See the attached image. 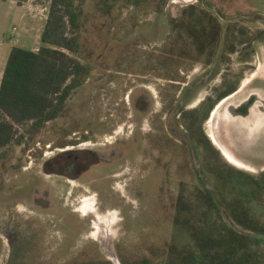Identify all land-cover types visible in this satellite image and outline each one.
Instances as JSON below:
<instances>
[{
	"label": "rangeland",
	"instance_id": "rangeland-1",
	"mask_svg": "<svg viewBox=\"0 0 264 264\" xmlns=\"http://www.w3.org/2000/svg\"><path fill=\"white\" fill-rule=\"evenodd\" d=\"M7 1L10 17L3 22H8L10 37L0 43V70L13 43L39 50L51 4V0ZM136 1L111 0V9L101 0L76 2L83 10L77 31L84 41L81 62L87 68L82 84L71 93L58 118L34 136L28 133L31 123L18 126L16 139L0 149V264H123L107 259L113 252L128 259L153 258L151 249L162 254L171 244L192 245L187 224L175 226L179 197L194 204L200 191L208 189L219 197V181L205 165L204 149L190 142L185 128L182 139L172 133L176 118L165 111L166 103H174L181 95L183 85L177 79L193 82L207 70L218 73L199 99L222 88L223 82L264 78V39H253L264 32V0H204L213 12L230 19L221 21L224 27L235 28L236 37L237 52L230 56L223 51L224 30L209 67L205 56L199 61L179 56L184 52V38L176 44H180L176 53L170 54L176 37L171 20L203 0H168L162 11L157 9L159 0L141 5ZM68 34H73L70 29ZM252 86L235 101L249 96ZM136 95L153 97V110L158 111L154 116L163 112L161 121L169 138L164 151L152 148L151 152L147 134L153 127L152 115L136 108ZM197 98L186 102L188 108L197 104ZM69 140L79 144H63ZM70 148L121 153L80 179L44 171L47 160ZM257 152L242 154L253 162L264 161V146ZM229 164L221 157L216 167L231 172ZM233 167L256 178L264 174V167ZM197 169L203 172V180H198ZM247 207L264 226V191L260 200L249 201ZM182 212L181 221L186 222L191 214ZM222 212L225 222L230 221L228 211L223 208ZM72 220L80 227L87 222V230L73 237ZM81 253L86 254L84 260L79 258Z\"/></svg>",
	"mask_w": 264,
	"mask_h": 264
},
{
	"label": "trees",
	"instance_id": "trees-1",
	"mask_svg": "<svg viewBox=\"0 0 264 264\" xmlns=\"http://www.w3.org/2000/svg\"><path fill=\"white\" fill-rule=\"evenodd\" d=\"M77 1L80 0H51L41 36L42 46L38 51L12 47L0 86V149L16 139L18 126L31 123L28 133L34 136L48 122L58 118L65 110L71 93L82 84L87 68L81 62L84 41L77 31L82 27L83 10ZM167 1L159 0L158 11L163 10ZM101 2L111 9V0ZM136 2L141 5L146 0ZM171 25L173 36H176L171 44L172 56L176 53L175 47L180 48V44H176L184 38V52L179 56L196 60L206 55L208 62H212L224 30L225 46L235 48V28L231 25L224 27L220 15L213 12L210 5H188L179 18L171 20ZM69 29L73 33L71 36ZM240 31L244 33V29ZM253 39H264V32H258ZM253 39L249 40L250 45ZM217 168L219 197L213 196L208 189L200 191L197 203L183 202L182 196L177 201L179 216L174 220L175 226L187 224L192 245L180 247L171 244L168 251L166 248L161 251L162 254L151 249L153 258L128 259L121 254V262L264 264L260 249L264 226L247 207L249 201L260 200L264 191V174L256 178L234 167L231 172ZM223 208L229 213L228 222L224 220ZM182 211L191 214L186 222L181 221ZM218 222L223 224L216 228Z\"/></svg>",
	"mask_w": 264,
	"mask_h": 264
},
{
	"label": "flooded vegetation",
	"instance_id": "flooded-vegetation-1",
	"mask_svg": "<svg viewBox=\"0 0 264 264\" xmlns=\"http://www.w3.org/2000/svg\"><path fill=\"white\" fill-rule=\"evenodd\" d=\"M200 3L204 6V3H206L205 7L209 5V3L206 1L204 2V0ZM222 19H226L230 22L228 18L223 17ZM221 43L222 39L217 54L221 47ZM223 47L224 53H228L230 56L237 52L232 46L226 47L224 44ZM204 56L206 57V55ZM200 59L201 57L196 60L199 61ZM213 63L214 60L208 62L206 57L205 65L207 67L211 66ZM217 73L216 70H207L199 78L189 83L184 79H177V82L183 85L181 95L174 103L169 104V100H167L165 108L167 113L170 112V114L176 118L172 120V125L174 126L171 125L170 130L176 137L182 139L185 136L182 128H185L187 132L186 135L189 137L190 142L204 149L205 165L215 177L218 176L215 171L217 168V160L225 156L222 148L216 145L214 138L222 144L229 154L234 156L246 167H264V161L253 162L247 160L242 154L243 152L258 153L257 148L264 146V78L248 79V83H246L244 79L240 82H223L224 86L220 89H213V94L204 96L203 98L201 97L200 99L197 98L201 95L204 86L210 84ZM251 86L253 91L249 96L241 101H235L239 93H242L245 88L247 89ZM194 98H197V104L194 105L193 108H188L189 106H187L186 102ZM134 102L139 111L142 113L149 112V114L152 115L151 122L153 127L150 128L147 134L151 152L155 149L164 151L169 138L165 131V124L163 120L161 121L163 112H159L160 115L157 114L160 118L154 116V112L158 113V111L153 110L154 99L151 95H136L134 96ZM168 115L169 114L165 115V119ZM137 135L138 133L134 136L136 137ZM77 141L78 140H69L63 144H72L76 146V144H79ZM183 142L185 141L183 140ZM119 153H121V151L115 150V152L107 154L93 148L64 149L46 161L44 171H48V174L52 176L80 179L87 174L92 167L102 164L103 162H111L115 155L117 156ZM226 161L230 163V166H228L233 169L235 164L229 162L227 159ZM196 174L198 180H203V172L200 169H197ZM66 210L70 212L71 209L66 208ZM71 213L74 214L72 210ZM91 220L92 219L89 221L90 224ZM86 223L87 222H84V226L80 227V224H74L72 220L73 237L79 234V232L87 230L85 226ZM85 256L86 254H79V258L82 260H84ZM109 258L111 260L114 259L115 262L121 261V256H117L114 252L111 255H107V259Z\"/></svg>",
	"mask_w": 264,
	"mask_h": 264
},
{
	"label": "crops",
	"instance_id": "crops-1",
	"mask_svg": "<svg viewBox=\"0 0 264 264\" xmlns=\"http://www.w3.org/2000/svg\"><path fill=\"white\" fill-rule=\"evenodd\" d=\"M0 9H1L0 10L1 11V19H2L1 23H0V43H2L3 40H8V38L10 37V34H9L10 30L7 28L8 27L7 26L8 22H6V23L3 22L4 19L8 20L9 17H10L9 3H8L7 0H0ZM41 36H42V33H41ZM13 46H20V47H23V48H26V49L37 51V50H35V49H33V48L29 47V46H25L23 44H17V43L14 44L13 43L12 47ZM12 47H11V49H12ZM4 70H5V67H4V69L0 70V86H1L2 78H3Z\"/></svg>",
	"mask_w": 264,
	"mask_h": 264
},
{
	"label": "bare ground",
	"instance_id": "bare-ground-1",
	"mask_svg": "<svg viewBox=\"0 0 264 264\" xmlns=\"http://www.w3.org/2000/svg\"><path fill=\"white\" fill-rule=\"evenodd\" d=\"M248 82H249V81H246V83H248ZM214 141H215V143H216L217 146H219L220 148H222V150L224 151V156L226 157V159H227L229 162L235 164V165L238 166V167L247 168L244 164L240 163V162H239L234 156H232L231 154H229V153L225 150V148L222 146V144H221L217 139L214 138Z\"/></svg>",
	"mask_w": 264,
	"mask_h": 264
},
{
	"label": "water",
	"instance_id": "water-1",
	"mask_svg": "<svg viewBox=\"0 0 264 264\" xmlns=\"http://www.w3.org/2000/svg\"><path fill=\"white\" fill-rule=\"evenodd\" d=\"M204 2H205V1H204ZM204 4H205V6H206V3H204ZM211 10H212V9H211ZM216 12H217V14L220 15L221 18H223L222 15H221L218 11H216Z\"/></svg>",
	"mask_w": 264,
	"mask_h": 264
},
{
	"label": "built area",
	"instance_id": "built-area-1",
	"mask_svg": "<svg viewBox=\"0 0 264 264\" xmlns=\"http://www.w3.org/2000/svg\"><path fill=\"white\" fill-rule=\"evenodd\" d=\"M16 29V28H15Z\"/></svg>",
	"mask_w": 264,
	"mask_h": 264
}]
</instances>
